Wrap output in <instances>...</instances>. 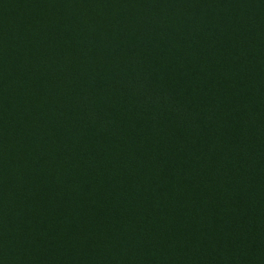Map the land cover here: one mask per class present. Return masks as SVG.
I'll list each match as a JSON object with an SVG mask.
<instances>
[{
    "label": "trees",
    "instance_id": "obj_1",
    "mask_svg": "<svg viewBox=\"0 0 264 264\" xmlns=\"http://www.w3.org/2000/svg\"><path fill=\"white\" fill-rule=\"evenodd\" d=\"M0 264H264V0H0Z\"/></svg>",
    "mask_w": 264,
    "mask_h": 264
}]
</instances>
